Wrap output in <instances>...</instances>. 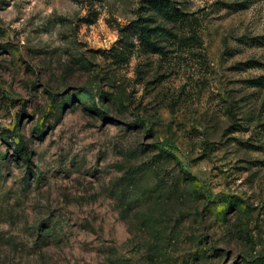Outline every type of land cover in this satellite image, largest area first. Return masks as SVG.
Listing matches in <instances>:
<instances>
[{
  "label": "rangeland",
  "instance_id": "1",
  "mask_svg": "<svg viewBox=\"0 0 264 264\" xmlns=\"http://www.w3.org/2000/svg\"><path fill=\"white\" fill-rule=\"evenodd\" d=\"M165 1L0 0V264H264V0Z\"/></svg>",
  "mask_w": 264,
  "mask_h": 264
},
{
  "label": "trees",
  "instance_id": "2",
  "mask_svg": "<svg viewBox=\"0 0 264 264\" xmlns=\"http://www.w3.org/2000/svg\"><path fill=\"white\" fill-rule=\"evenodd\" d=\"M149 3L155 8L157 9L164 17H170L173 14L172 12V6L169 2L165 1V0H149ZM134 24L136 25V27L138 28V23L134 22ZM126 32V29H122V31Z\"/></svg>",
  "mask_w": 264,
  "mask_h": 264
}]
</instances>
